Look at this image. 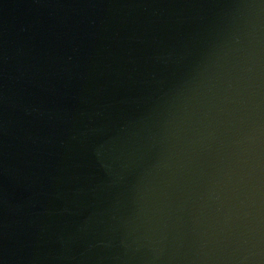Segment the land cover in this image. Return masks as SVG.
<instances>
[{"label":"water","instance_id":"obj_1","mask_svg":"<svg viewBox=\"0 0 264 264\" xmlns=\"http://www.w3.org/2000/svg\"><path fill=\"white\" fill-rule=\"evenodd\" d=\"M0 264H264V0H0Z\"/></svg>","mask_w":264,"mask_h":264}]
</instances>
